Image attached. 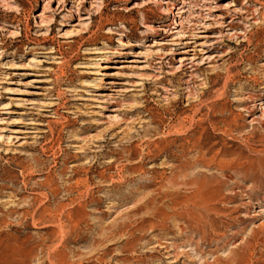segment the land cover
I'll return each mask as SVG.
<instances>
[{"label": "rangeland", "instance_id": "374dc122", "mask_svg": "<svg viewBox=\"0 0 264 264\" xmlns=\"http://www.w3.org/2000/svg\"><path fill=\"white\" fill-rule=\"evenodd\" d=\"M262 118L264 0H0V264H264V193L166 159Z\"/></svg>", "mask_w": 264, "mask_h": 264}, {"label": "bare ground", "instance_id": "6f19581e", "mask_svg": "<svg viewBox=\"0 0 264 264\" xmlns=\"http://www.w3.org/2000/svg\"><path fill=\"white\" fill-rule=\"evenodd\" d=\"M251 100L255 99L252 97ZM230 117L231 118L225 123L226 128L224 127V130H221L220 128L219 130L224 132V134L244 132L243 125L239 122L242 115L233 114ZM198 120L203 122L201 118ZM260 124H264V118L260 119ZM211 125L216 126L215 121H212ZM242 134L243 137L241 138L247 143V153H238V157L232 160L221 159L222 155L227 152L231 153V150L227 149L221 153L220 151L207 149L206 142L201 137L195 138L191 147L186 148L183 146L178 151H171L172 154L166 155V159L169 158V160H172L173 162L171 165L172 176L170 175L172 184L180 187L181 185H192V197H196L199 200H213L216 198L218 199V197L221 196L225 198L226 195L223 190V184H225V182L218 179L217 176H209L205 173V169L210 170L216 168L222 173H230L229 175H225L229 179L236 176V178L240 179L239 181L244 183L249 181L252 182L257 192L261 191L264 193V130L261 131L254 127L249 133L245 132ZM191 151L196 152L193 159L188 157ZM72 168L73 170L69 176L70 178L77 176L78 174V169L74 164L72 165ZM191 168H196L198 170L190 175L187 171ZM202 169H204V171ZM179 178L181 179L179 180ZM77 183H79V180H77ZM239 185L240 183L235 181L231 187ZM133 190L134 189L131 190V193H134ZM162 216L165 218L166 213H162Z\"/></svg>", "mask_w": 264, "mask_h": 264}]
</instances>
